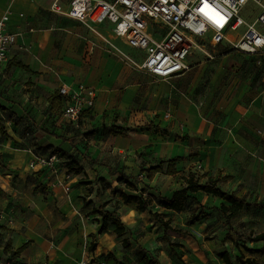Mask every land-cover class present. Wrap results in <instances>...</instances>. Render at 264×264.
Listing matches in <instances>:
<instances>
[{
  "label": "crops",
  "instance_id": "obj_1",
  "mask_svg": "<svg viewBox=\"0 0 264 264\" xmlns=\"http://www.w3.org/2000/svg\"><path fill=\"white\" fill-rule=\"evenodd\" d=\"M53 1L0 0V16L8 12L10 20L7 28L18 34L8 58L0 64V118L6 120L7 126L31 113L37 119L36 141L40 153H57L63 159L78 164L82 171L67 172L70 177L65 180L66 188L58 184L56 177L47 169L31 170L27 164L24 170L15 174L21 182L33 187L14 190L10 201L14 204L9 211L15 212V207H11H20L21 201L26 199L22 206L33 205L37 215L36 201L42 195L41 188H38L41 183H46L48 187V202L42 208L47 210L54 207L55 202L52 201L56 198L55 188L58 186L68 190L72 205H75L79 195H87L92 200L98 191L104 195L113 192L115 199L121 202L120 208L111 211L115 210L120 218L123 206L128 204L121 197V192L143 196L149 204L144 212L150 211V198L158 200L152 212L163 213L164 219L169 220L171 225L175 222L176 226L172 225L174 228L182 229L181 232L171 230L168 234L183 249L188 242L186 236H189V231H196L197 237L204 235V230H199L202 224L184 223L179 216H175L179 215L178 211L160 205V200L170 198L175 190L184 186V177L190 171L199 175L201 182L221 176L218 185L223 190L247 200L254 196L250 201L264 202V88L246 83L227 99L222 118L210 119L204 109L208 101L193 93L196 82L192 84L191 92L190 85L186 88L176 85L191 77L189 68L168 79L155 76L160 80L154 89L155 99L163 107L141 113L137 101L146 89L137 79L136 72L117 53H107L99 43L89 45L87 52L83 48V45L87 48L83 34L75 27L80 21L52 12ZM64 8L67 9V4ZM103 25L107 24L100 26ZM9 62H22L30 71L10 66ZM79 84L95 88L97 97L93 108L83 114L76 125L63 117L61 96L54 103L49 101V97L58 94L63 85L76 87ZM157 114H161L157 119L159 126L145 124L148 118L153 119ZM19 125L21 123L8 130V136L2 141L0 152L9 158L13 151L21 150L13 148H22L23 144H27L24 126L23 130H19ZM46 128H49L50 134ZM113 128L123 131L112 133L110 130ZM23 148L28 153L29 163L33 147L26 145ZM175 158H179L174 165L176 172L169 174V161ZM12 163L15 165V162ZM158 165H161L160 170H151ZM120 174L125 175V182H119ZM7 176H12V173H7ZM63 176L61 173L60 177ZM224 176L229 178H222ZM126 180L136 189L127 187ZM19 195V201L13 202ZM192 196L196 198L197 206L206 205V199H220L217 207L223 202L221 198L202 191ZM64 197L59 201L63 202L61 199ZM106 199L103 198L102 202L105 203ZM188 205L189 202L186 207ZM94 206L98 207L96 203ZM60 208L63 213H73V219L77 215V208ZM185 208L180 212H184ZM129 217L135 223L138 213L134 212ZM133 223L128 224V228L131 229ZM0 225L3 226L0 228V264H45L44 249L50 251L52 244L37 229L44 225L41 215L34 219L13 217L7 223L0 222ZM215 233L214 243L219 239L221 242V234ZM8 241L11 242L9 248L6 247ZM250 242L244 245L258 248L253 244L256 241ZM26 243L27 247L20 254L12 255ZM218 261L223 263L220 256ZM48 262L51 264L52 258Z\"/></svg>",
  "mask_w": 264,
  "mask_h": 264
},
{
  "label": "rangeland",
  "instance_id": "obj_2",
  "mask_svg": "<svg viewBox=\"0 0 264 264\" xmlns=\"http://www.w3.org/2000/svg\"><path fill=\"white\" fill-rule=\"evenodd\" d=\"M260 10L259 4L255 1H249L241 9L240 16L247 22H253L259 15ZM75 27L80 29V32L83 34V42L87 45V48L85 45H83V48L86 51L89 45L92 46V43H99L107 53H117L136 72L137 79L140 80L142 86L146 89L142 98L137 101L138 110L141 113L149 110L152 111L157 107H163V104H160V101L155 99L156 95L154 92L155 86L160 83V80L135 64H140L143 61V52L130 47L122 38L114 36L112 30L107 25H89L80 22ZM245 29V26H241L235 31L230 30L229 36L233 38L238 37ZM259 60L260 62H258ZM189 64L190 71L188 73L191 74V77L178 82L176 85L179 88H186L190 85L188 88L191 92L192 84L196 82V88L193 93H196V95L200 94L208 101L207 107L204 109L210 119L212 117L214 120H220L227 99L235 90L240 91L246 83L255 85V88H264V53L255 56L244 55L236 50H225L223 48H209L206 52L197 49L189 58ZM145 114L147 115V113ZM160 117L161 114L154 115L153 119L148 118L145 124L153 127L159 126L157 119ZM5 121L3 118H0V127L2 126L7 131V134H9L8 130L13 129L18 123H21L19 130H23L22 126H24L27 144H23V147L27 145L29 148L33 147L32 151L34 153L47 155L42 152L40 153V147L37 145L38 131L36 129L38 127L36 124L37 119L34 118V115L28 113L25 118L20 117L13 120L7 126L5 125ZM40 129L43 128L40 127ZM46 131L49 133V128H46ZM6 137L0 131V148H3L2 141ZM23 147L13 148L21 150L13 151L11 158L4 156L0 152V213L4 215V218L0 219V222L7 223L13 217L15 219H27L28 217L34 219L41 215L44 225L37 229L40 231V235L50 240L52 244L50 251L45 250L46 248L44 249L46 256L45 264H49L48 259L50 258H52L51 264H81L82 261H90L92 264H146L145 261L138 259L140 246L145 247L161 264H219V252L224 248L230 251L235 264H244L238 259L242 253L244 254L243 260L251 257L255 258L258 264H264V255L259 253L250 254L244 248V243H251L250 241L255 234L264 232V210L253 208L247 211L243 209L231 219L230 223H226L217 207L221 200L216 198L206 199L204 200L206 205L199 206H197V201L191 200L184 212H179V215H175L179 216L188 225L202 224V228H199V230L201 229L205 232L204 235L197 237L196 231H189V236H186L188 242L183 246V249L177 245L175 240L174 249L180 257L172 253L170 243L163 240L165 233L163 226L150 214V211L158 203V200L154 201L152 198L149 200L151 205L149 212L141 213L137 211L134 208V203H128L123 206L124 210L121 212V220L126 224L127 231L122 237L116 235L111 225L108 229L102 231L100 229L102 217L97 213H92L93 209L98 208L103 203V198H107L106 208L108 210L120 208L119 203L121 200L115 199V194L112 190L113 195L110 192L108 195H104V193L98 191V195L92 200L88 199L87 195H79L77 201L75 200V205H72V200L68 196V190L64 189L63 186H58V188H55L57 191L56 198L52 201L55 202L54 207L47 210V208H42L48 202V187L46 183H41L38 188L42 189H39L42 191V195L36 201L37 215L32 208L33 205L22 206L27 202L26 199L21 201L20 207L18 205L12 206L11 208L15 207L16 210L15 212H11L9 209L14 203H10V201H12V197L14 196V190L19 188L32 189L33 187L21 182L22 180L17 179L15 174L24 170L28 164V153L22 150L24 149ZM34 150L39 152H35ZM8 154L11 153L8 152ZM30 155L32 157V154L29 153ZM61 160L63 174L69 172L72 167H78V164H74L73 161L66 158H62ZM11 161L15 162V165ZM18 162L22 163L18 164ZM7 173H12V176H7ZM101 186L105 188L104 184ZM105 189L104 191H106ZM92 191H94V187H92ZM62 196L65 197L61 199L63 202H60L59 199ZM253 197L251 196L250 200ZM19 198L20 195L19 197L16 196L13 202L16 200L18 202ZM95 203L98 207L94 206ZM58 204L59 206H57ZM62 206L65 210L67 207L72 210L77 208L76 217L73 219V213L67 214L61 212L60 207ZM134 212L138 213V217H136V222L131 224L132 228L130 229V227L128 228L130 222L127 219ZM172 225L176 226L175 222ZM31 227L33 228V224H31ZM215 232L221 234L223 238L221 242L219 239L214 243L213 236L216 234ZM168 233L171 234V230L167 231ZM169 236L171 237V235ZM125 238L129 240V248H125L123 245ZM234 241H238L237 246L234 244ZM253 244L259 248L264 246V241ZM91 245L92 247L89 249ZM10 261L13 262L14 259H10Z\"/></svg>",
  "mask_w": 264,
  "mask_h": 264
},
{
  "label": "built area",
  "instance_id": "obj_3",
  "mask_svg": "<svg viewBox=\"0 0 264 264\" xmlns=\"http://www.w3.org/2000/svg\"><path fill=\"white\" fill-rule=\"evenodd\" d=\"M249 1H255L261 8L253 22L240 16ZM51 11L89 25H109L116 37L144 53L143 61L135 64L163 79L188 70L189 58L197 49L206 52L209 48H223L255 56L264 53V0H54ZM220 16L221 24L216 21ZM9 20L8 12L0 16V64L8 58L17 40L18 34L7 28ZM241 26L246 27L241 35L229 36L230 30ZM59 95L63 117L78 125L83 114L93 108L97 91L85 84L63 85ZM61 161L57 153L33 152L28 168H45L58 184L65 186L70 176L66 172L60 177ZM2 218L4 215L0 213Z\"/></svg>",
  "mask_w": 264,
  "mask_h": 264
},
{
  "label": "trees",
  "instance_id": "obj_4",
  "mask_svg": "<svg viewBox=\"0 0 264 264\" xmlns=\"http://www.w3.org/2000/svg\"><path fill=\"white\" fill-rule=\"evenodd\" d=\"M8 65H16L19 67H22L26 70L30 71V68L23 64L22 62H9ZM59 98V94H53L52 96L49 97V101L51 103H54L55 100ZM0 131L4 134V136H8L7 131L1 126ZM118 131H123V130H115L114 128L110 130L112 133H118ZM60 156V155H59ZM61 157V156H60ZM62 159V157H61ZM179 158L171 159L169 161V166L167 168V173L172 174L176 172V169L174 168V165L176 161ZM74 163V162H73ZM75 164V163H74ZM161 169V165L158 166H153L151 167V170L153 171H158ZM69 171H76L77 173H80L82 170L81 168H71ZM222 178H229V176H224ZM125 175L120 174L119 182H125ZM221 179V176L218 179H213L210 178L207 182H201L200 181V176L197 175L195 172L190 171L187 176L184 177L185 185L182 186L181 188L175 190L170 198L163 197L160 200V205L164 206L167 209H171L174 211H182L187 203L190 200L196 201V198L192 196L193 193L202 191L204 193L219 197L223 200L221 203L220 207H218V211L221 214V216L224 218L226 223H230L231 219L237 215L241 210L246 209L247 211L256 208V209H264V202L263 201H250L247 200L245 197H239L235 195L234 193H229L225 190H223L219 185L218 181ZM126 186L132 189H136V186L129 182V180H126ZM121 197L123 198L125 203H136V208L139 211H146L148 209V201L143 198V196H135V195H128L124 192H121ZM107 205V202L102 203L98 208L93 209L92 213H98L102 217V222H101V227L100 229L102 231L106 230L109 228V226H113L114 232L116 233L117 236L122 237L126 234L127 231V226L126 224L121 220L119 214L114 210H105V207ZM150 214L154 217V219L159 222L165 231L163 235V240L166 242L170 243L172 253L178 257L179 254L178 252L174 249L175 242L171 240V237L167 234V231L173 230L176 232H181V229L174 228L169 220L164 219V214L160 213L158 211L155 212H150ZM3 226L0 225V228ZM251 241H264V232L255 234ZM11 242L8 241L7 243V248L10 247ZM234 244L237 246L238 241H234ZM28 243L24 244L17 250H15L12 255L16 256L20 254L26 247ZM123 245L125 248L130 247V243L128 238H125L123 241ZM177 245H179L177 243ZM92 245L90 246L89 249H91ZM244 248L247 252L250 254H262L264 255V246L255 248V247H249L247 245H244ZM139 257L138 259L140 261H145L146 264H161L160 261L152 254L150 253L145 247L140 246L139 247ZM219 256L223 260V264H235L232 259V255L229 250L223 249L221 252H219ZM244 258V254L242 253L238 259L241 263L244 264H258L257 260L255 258Z\"/></svg>",
  "mask_w": 264,
  "mask_h": 264
},
{
  "label": "bare ground",
  "instance_id": "obj_5",
  "mask_svg": "<svg viewBox=\"0 0 264 264\" xmlns=\"http://www.w3.org/2000/svg\"><path fill=\"white\" fill-rule=\"evenodd\" d=\"M216 21H217L219 24H221L222 21H223V19H222V17L220 16V17H217V18H216ZM127 220H128V222H130V223H133V222H134V219H133V218H130V217H129Z\"/></svg>",
  "mask_w": 264,
  "mask_h": 264
}]
</instances>
